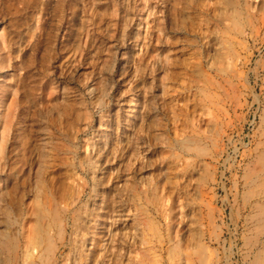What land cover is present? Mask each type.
<instances>
[{
  "label": "rangeland",
  "instance_id": "rangeland-1",
  "mask_svg": "<svg viewBox=\"0 0 264 264\" xmlns=\"http://www.w3.org/2000/svg\"><path fill=\"white\" fill-rule=\"evenodd\" d=\"M262 156L264 0H0V264H264Z\"/></svg>",
  "mask_w": 264,
  "mask_h": 264
},
{
  "label": "bare ground",
  "instance_id": "bare-ground-1",
  "mask_svg": "<svg viewBox=\"0 0 264 264\" xmlns=\"http://www.w3.org/2000/svg\"><path fill=\"white\" fill-rule=\"evenodd\" d=\"M262 161H263V166H264V156H262ZM262 170V169H261ZM264 170V169H263ZM261 175V174H260ZM257 194V193H256ZM263 214H264V210H263ZM262 260L261 258H257V260L255 261V263L261 264Z\"/></svg>",
  "mask_w": 264,
  "mask_h": 264
}]
</instances>
